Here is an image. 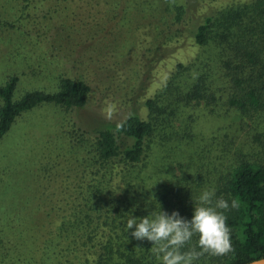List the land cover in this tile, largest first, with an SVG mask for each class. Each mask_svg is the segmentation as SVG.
<instances>
[{"label": "trees", "instance_id": "trees-1", "mask_svg": "<svg viewBox=\"0 0 264 264\" xmlns=\"http://www.w3.org/2000/svg\"><path fill=\"white\" fill-rule=\"evenodd\" d=\"M21 1L16 20L0 21L1 49L7 36L25 46L29 36L52 30L75 35L80 42L73 46L87 55L86 74L100 70L104 91L119 79L141 88L144 78V116L139 109L119 122L93 116L99 124L92 129L71 119L54 150L43 146L45 157L35 159L43 171L36 187L29 176L24 193L8 203L0 184V264H161L152 243L135 240L126 221L160 210L190 220L206 189L229 204L239 201L224 213L233 250L195 264L264 257V0H226L203 13L190 0H100L103 7L79 0L87 6L67 7L60 21L59 3L69 0ZM132 15L144 24V40L128 48L114 32ZM106 26V41L96 43ZM175 53L181 59L166 82L145 96L157 67ZM7 57L8 71L0 69V142L25 114L87 107L93 87L83 75L64 72L55 90L19 93L23 75L32 73L24 70L28 56L8 49ZM111 57L118 72L107 65ZM0 168L3 182L9 167ZM47 172H64L57 187L49 180V191L42 189ZM197 244L194 235L182 251Z\"/></svg>", "mask_w": 264, "mask_h": 264}, {"label": "rangeland", "instance_id": "rangeland-1", "mask_svg": "<svg viewBox=\"0 0 264 264\" xmlns=\"http://www.w3.org/2000/svg\"><path fill=\"white\" fill-rule=\"evenodd\" d=\"M90 1H93L90 4H96L100 5L99 7H103L100 0ZM190 1L194 7L193 10L197 13H203L206 11V8L208 9V5H220L226 0ZM21 2L23 1L0 0V21L5 19L7 21L8 19L16 20L17 15H15V11L17 9L14 7H18L19 9V4ZM78 3L84 4L79 0H69L68 3L60 2L59 4L61 5H59L60 10L58 13L59 21L62 19L61 15L67 10V7L74 8ZM84 5L87 6V4ZM98 14H101L103 20V12H98ZM131 17L132 20H129L127 24H122L116 27L114 32V37L119 39L116 41L123 42L128 48V44L144 40V24L142 25L139 23L134 15ZM140 20H142V18ZM104 29L103 34L97 36L95 40L96 43H98V40L104 39L105 35L107 37L110 27L108 28L106 26ZM0 35L3 36V29L1 28ZM24 41L26 45L22 46L19 42H16L11 39L10 36H7L3 48H0V69L3 71H8V49L19 50L21 54L28 56V66L24 67V70H30L29 73L32 70V73L27 74L26 76L23 75L19 93H22L25 89L31 90L33 88L50 91L55 90L57 88V77L61 76L64 72L67 74L72 73L77 77L83 75L84 78L88 79L90 82L92 81L93 91L90 94L89 102L85 109L65 111L61 107H43L25 114L11 133L0 142V167H9V171H7V174L4 177L5 180L3 182L0 181L2 187H5L7 191L2 194V197L5 202L8 203H14L17 199V197H13L14 193L18 194L21 192V195L24 193L23 183L29 176L33 177V179L36 177L32 182L33 186L36 187L37 181L39 180L37 178V172L42 173L43 171L40 169V163L35 166V159L41 156L43 146L49 145L51 150H54L53 143L56 142L55 139L61 135L60 133L63 126L65 125L64 128L69 127V120H77L79 125H85L92 129L96 124H99V118H92L93 116H99L101 120L119 122L126 118L129 113L138 109L144 116V78L140 81V84L138 83V85H141V88L135 84L131 85L123 79H119L115 82L116 86L113 85L112 88L109 87L108 90L104 91L103 86L100 84L102 83V80L100 79L104 77V75L100 70L93 71L91 77L86 74L88 73V66L84 61H86L87 55H84L80 51L79 44L73 46L75 43L80 42V39H77L75 35L74 37H70L68 34L66 37H63L56 35L52 30L44 37H38L37 34H34L33 36L24 39ZM24 41L22 43H24ZM104 41L106 40H102L101 42ZM117 45L120 46L119 44ZM83 46H85V44H83ZM180 57V54L175 53L170 58L162 61L159 67H157V71L155 70V81L153 86L150 91L147 90L145 96L149 97L157 88L161 87L162 84L166 82L174 65L179 59H181ZM115 61L116 60L111 57L110 62H107V65L114 64V69L118 72L115 66ZM135 73L139 75L138 72ZM133 78L137 79V76H133ZM137 81L138 80L132 82L137 83ZM108 103L116 105V112L110 120L105 119L102 113V110L107 107ZM67 123L69 125H67ZM48 142H51V144ZM64 148H67L66 145ZM66 150L63 151L65 152ZM56 153L54 152L53 154ZM48 156L49 155H46V157ZM43 157L45 156L42 153L41 158L43 159ZM46 160L47 158L44 162ZM64 163L68 162L64 160L62 165L65 167ZM55 173H46V177L42 179V184L46 186H42V189H47V191H49V189L52 187L54 188L55 186L57 187L58 183L62 182L64 177L62 173L64 174V172L59 175H55ZM49 180H53L51 188Z\"/></svg>", "mask_w": 264, "mask_h": 264}, {"label": "clouds", "instance_id": "clouds-1", "mask_svg": "<svg viewBox=\"0 0 264 264\" xmlns=\"http://www.w3.org/2000/svg\"><path fill=\"white\" fill-rule=\"evenodd\" d=\"M115 112L116 105L113 103H108L102 110L105 119L109 120ZM122 128L123 123L118 125V129ZM238 208V200L232 199L229 204L222 197L216 198L215 189H206L200 194L198 206L194 207L190 220L182 217L178 211L169 214L160 210L141 218L132 216L126 221V229H134L130 234L135 240L151 242V250L161 264H195L205 254L222 256L233 250L224 213ZM194 235L198 236V244L182 251Z\"/></svg>", "mask_w": 264, "mask_h": 264}, {"label": "water", "instance_id": "water-1", "mask_svg": "<svg viewBox=\"0 0 264 264\" xmlns=\"http://www.w3.org/2000/svg\"><path fill=\"white\" fill-rule=\"evenodd\" d=\"M243 264H264V257H260Z\"/></svg>", "mask_w": 264, "mask_h": 264}]
</instances>
